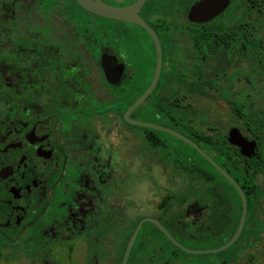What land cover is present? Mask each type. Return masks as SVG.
Wrapping results in <instances>:
<instances>
[{"label": "flooded vegetation", "instance_id": "1", "mask_svg": "<svg viewBox=\"0 0 264 264\" xmlns=\"http://www.w3.org/2000/svg\"><path fill=\"white\" fill-rule=\"evenodd\" d=\"M92 1L129 14L103 17L85 9L78 0H0V264H122V252L139 223L148 219L136 222L135 218L146 211L145 185L160 189L161 176H166L163 181L174 189L178 184L184 187L174 192L167 189L172 195L166 192L157 204L155 199L148 209L153 214L157 210L160 218L149 219L158 220L172 236L192 232L186 226L192 220L212 226L208 197L202 202L193 197L190 175L170 162L165 164L162 153L156 157V148L148 141L156 139L152 132L156 130L135 135L129 126L142 127L130 125L125 118L128 108L153 82L157 41L162 55L160 78L143 104L156 106L166 100L193 107L186 129H191L193 122L204 133L216 128L226 134L230 144L229 132L237 128L246 139L256 142V155L244 157L238 147L230 145L246 159L256 158L258 151L264 155V144L253 139L255 124H244L239 119L243 110L237 111V104L230 103L239 102L246 106V114H255L250 110L255 104L247 101L253 84L240 73L249 69L256 74L257 59L242 60L238 55L231 62L216 59L215 66H227L229 72L226 75L221 69L214 83L212 71H202L200 78L192 76L199 71L196 64L193 67L197 61L194 33L219 22H240V0H230L222 14L202 23L189 16L192 8L205 0ZM81 11L92 19H82ZM231 12L233 18L229 19ZM147 74L152 77L145 85ZM167 86L173 90H165ZM224 89H230L229 98L222 94ZM213 95L234 115V122L227 127L211 124L207 113L199 109L204 99ZM134 112L130 118L139 121ZM158 117L172 123L171 117ZM156 125L197 144L188 134ZM167 147L170 152L176 150L169 143ZM188 150L190 153L180 154L190 161L194 154ZM156 160L162 166L157 175ZM246 200L247 218L250 208L264 213V196H257L258 205H250L251 197ZM235 203L239 206L237 200ZM183 210H187L185 216L180 215ZM154 227L145 223L133 248L141 239L144 250L154 247ZM228 231L224 227L215 230ZM259 233H264V227ZM159 257L156 263L164 264L165 256Z\"/></svg>", "mask_w": 264, "mask_h": 264}, {"label": "trees", "instance_id": "2", "mask_svg": "<svg viewBox=\"0 0 264 264\" xmlns=\"http://www.w3.org/2000/svg\"><path fill=\"white\" fill-rule=\"evenodd\" d=\"M238 9L240 22H219L215 26H209L204 31L194 33L193 44L197 61H193V67L196 64L198 66L197 70H199L196 75L195 73L192 74L194 78L196 76L200 78L202 71H208L209 73L212 71L213 78H215L213 83L216 82V79L220 77L219 72L222 68L215 66L214 61L221 57L226 59V62L236 57V55L240 59L247 58L246 60L256 58L257 64L264 65V0H240ZM233 14L234 12L229 14V19L233 18ZM226 67L224 66L221 72L228 75L229 70ZM174 75L172 74V77ZM230 79H232V75ZM169 88L178 91L176 85H173L172 88L167 86L165 90ZM230 93V89L222 90V94L227 98L230 97ZM158 94L159 92L156 93V96ZM230 103L237 104V111L243 110V116L240 113L239 119L244 124L249 126L255 124L256 134L253 139L258 141L259 144H264V121H259L252 112L246 114V106L241 105L239 102L236 103L232 100ZM145 105H147L146 102L134 112L133 116H136ZM148 106L153 108L155 116H161L165 119L171 117L170 121L176 126H181V122L184 123L186 115L194 114L193 107H182L174 101L168 103L163 100L159 101L156 106ZM254 108L251 107L250 110H254ZM185 131L238 182L246 196L251 197L252 202L250 201V205L260 204L257 201V196H264V155L262 156L261 151H258L256 158L246 159L241 156L237 148L228 143L226 134L220 133L216 128H209L208 133H204L193 122V127L191 129L187 128ZM152 132L158 133L156 131ZM258 133L261 137L258 136ZM165 136L171 137L169 135ZM148 141L157 151L162 152L167 161L190 175L189 185L193 197L200 198L199 201L202 202L203 198L207 196L206 200L211 205L208 214L211 217L209 222L212 223L213 228L212 226H206L207 224L203 220H192L186 224L187 227L192 228V232L173 235L176 240L191 249H206L210 246L218 248L229 242L237 230L242 213L241 201L236 190L203 157L180 140L177 141L194 154L190 161L185 160V157L178 150L172 152L166 150L168 143L162 137L156 135V139L149 138ZM220 180L224 181L230 190ZM233 197L238 201L239 206H237ZM218 222H222L223 225L221 226ZM221 227L229 229V231L224 233L215 232ZM262 227H264V213H258L255 209L250 208V214L240 238L228 250L224 251L227 253V261L224 264H264V233H259ZM155 230L156 245L144 250L145 247L142 245L144 240L141 239L139 244L133 248L129 262L132 260L133 264H158L156 263L158 257L160 255L165 256L162 248H156L160 238L166 239L176 250L181 251L161 231L157 228ZM149 251H153L150 257L147 254ZM124 253L125 251L122 252L121 259ZM136 254H138V257L135 256ZM164 259V264H171V260H167L166 257Z\"/></svg>", "mask_w": 264, "mask_h": 264}, {"label": "rangeland", "instance_id": "3", "mask_svg": "<svg viewBox=\"0 0 264 264\" xmlns=\"http://www.w3.org/2000/svg\"><path fill=\"white\" fill-rule=\"evenodd\" d=\"M78 14L80 15L82 19L84 18L89 19V20L92 19L91 17L89 18L87 15L83 14L82 11ZM94 23L96 25L98 24L100 25L102 22H94ZM104 26H107V25H104ZM240 74H241V77H245L252 82L253 86L251 85V87L248 88V90H250L251 93L249 94L250 97L249 99H247V101L251 103L252 105L253 103L255 104V109H254L255 117L259 121H264V65L263 64L257 65L256 74L252 73L251 70L249 69H247L245 73H240ZM151 77H152L151 74H147L144 78L143 84L145 85L148 84L151 80ZM141 85L142 83L140 84V86ZM241 88L243 87L240 85V89ZM256 93L257 95L255 96ZM242 95L245 96L246 94H242ZM202 104L200 105L199 109L207 113L209 117H206V120L210 121L211 124H214V125L217 124L219 127H223V126L227 127L229 124H232L234 122L235 119H234V115L231 109L217 95H213L211 99L210 98L204 99V102ZM203 115L205 116V114ZM137 118L139 121L147 122V123H155V124H160L163 126L171 127L172 129H176L177 131L185 133V134H187V132L185 131L186 129L185 125L186 123H188L190 119H192L191 116L186 115L185 121H184L185 124L182 126H176L174 123H169V121L166 122L165 120H160L158 116H155L153 114V108L148 105H145L140 109V111L137 114ZM129 131L135 134V133H141L144 130H142V128L139 129V128H134V127L129 126ZM156 135L167 140V142L171 145V147L175 148L176 150L181 152L183 155L190 153L188 148H186L183 144H181L177 140L171 137L162 135L160 133H156ZM159 153H162V152L161 151L159 152L156 150V157L158 158H159L158 156ZM162 157L164 158V155H162ZM157 164L158 162L156 160V175L160 173L162 169V166L159 164L157 165ZM165 164L170 165L169 161H165ZM143 174L146 179L148 176L146 168H144ZM165 178L166 176H161V179L163 182L161 183V188H160L161 190L158 187H156V191H155V188L153 186L146 183L145 190H144V196H145V201H146L145 202L146 211L143 215L139 214L135 216L136 222L142 218H149V217H156L159 219L160 215L158 214L157 210H156V214H153L151 210L148 209V208H152L151 205L155 202V199H156V204H157L159 200H162L164 198V195L166 192L168 195H172L170 190L172 192H174V190L179 191L181 187H184L183 184L181 185L178 184L176 185L174 189V187L169 186V184L166 181H163ZM167 189H170V190L166 191ZM186 212L187 210L180 211V215L185 216ZM176 216L177 215H174L173 217H176ZM134 225H131L130 227H133ZM131 231H132V228L130 230V234H131ZM156 248H162L167 260H171V264H224V262L227 261V253L225 252L218 253V254L192 255L184 251L176 250L164 238H160V242L158 243ZM210 249H216V248H213L210 246L204 250H210ZM157 251L159 252V250ZM152 252L153 251H149L147 253L149 257L152 256ZM134 254H133V258H134ZM135 256L138 257V254H136ZM128 264H133V261L131 260L130 262H128Z\"/></svg>", "mask_w": 264, "mask_h": 264}, {"label": "water", "instance_id": "4", "mask_svg": "<svg viewBox=\"0 0 264 264\" xmlns=\"http://www.w3.org/2000/svg\"><path fill=\"white\" fill-rule=\"evenodd\" d=\"M78 2L88 11L94 12L103 17L123 18V17L128 16L129 14V12L127 11L111 9L103 3H96L92 0H78ZM229 3H230V0H205L202 3L195 5L192 8L189 17L192 21H195L198 23L208 22L214 19L215 17L219 16L220 14H222L225 11V9L228 7ZM136 23L142 24V22H136ZM157 46H158L157 69H156L153 82L150 85V87L144 92V94L140 98H138L133 105H131L128 108L125 114L126 120L128 121L130 125H133V126L152 129V130H156V131L169 134L183 141L184 143L188 144L193 149H195L210 165H212L224 178H226L234 186V188L239 193L241 200L243 202V212H242V216L239 222V226L235 234L231 238V240L219 248L210 249V250L189 249L183 246L182 244H180L158 220L149 219V218L144 219L139 223L137 229L135 230L134 234L132 235L129 241V244L127 246V249L123 257L122 264H128L133 246L141 231L142 226L145 223L154 224L170 240V242L173 245H175L177 248H179L180 250L188 254H192V255L218 254V253H222L228 250L240 238L244 230V226H245V222H246V218L248 214V203L246 200L245 193L243 192L241 187L222 167H220L210 156H208L195 142H193L192 140L185 137L184 135L174 130H171L169 128H165V127L152 124V123L132 120L130 118L131 114L135 110H137L143 104V102L151 95V93L153 92L154 88L156 87L159 81L161 67H162V55H161V48H160L158 41H157ZM228 140L230 144L240 149V152L244 157L252 158L256 155V147H257L256 142L254 141L251 142L248 139H246L237 128H233L230 130Z\"/></svg>", "mask_w": 264, "mask_h": 264}]
</instances>
